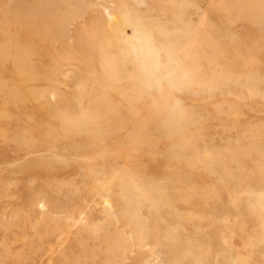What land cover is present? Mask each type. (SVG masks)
<instances>
[{"label":"rangeland","instance_id":"rangeland-1","mask_svg":"<svg viewBox=\"0 0 264 264\" xmlns=\"http://www.w3.org/2000/svg\"><path fill=\"white\" fill-rule=\"evenodd\" d=\"M0 264H264V0H0Z\"/></svg>","mask_w":264,"mask_h":264}]
</instances>
